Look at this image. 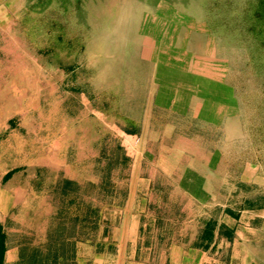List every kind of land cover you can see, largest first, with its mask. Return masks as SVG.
Here are the masks:
<instances>
[{"label": "crops", "instance_id": "1", "mask_svg": "<svg viewBox=\"0 0 264 264\" xmlns=\"http://www.w3.org/2000/svg\"><path fill=\"white\" fill-rule=\"evenodd\" d=\"M192 21L159 7L125 37L90 43L86 91L70 84L68 100L84 96L131 158L128 176L74 173L48 157L63 152L48 151L45 129H17L0 106V264H264V128L253 143L235 71ZM9 79L0 73L3 94ZM96 91L117 118L95 107ZM105 148L82 152L93 163Z\"/></svg>", "mask_w": 264, "mask_h": 264}, {"label": "rangeland", "instance_id": "2", "mask_svg": "<svg viewBox=\"0 0 264 264\" xmlns=\"http://www.w3.org/2000/svg\"><path fill=\"white\" fill-rule=\"evenodd\" d=\"M177 1L89 0L90 6L85 3V6L79 12L80 10L75 8L76 5L71 4L65 7L64 4L62 5L61 2L57 1L47 3L45 0H3L1 5L8 3L9 8H0V22H3L2 19L6 20V23L1 25L2 27L0 26V73L9 72L10 79L7 84L9 88H7V91L5 90V94L7 92L6 96L0 88V106H6L5 109L8 110V113L16 115L15 125L17 129L23 132L30 129H35L37 132L38 129L46 130L48 151L63 152V154H51L48 157H55L60 162L68 159L67 163H70L71 170L74 173L80 171V173L89 176L94 173L95 178L103 177L102 166L106 162L103 161L99 166L101 169H99L97 159L92 163L91 160H88V156L90 159L92 155L82 152V149L92 144L96 146L105 144L103 123L98 121L95 118L96 116L88 114L85 107L87 101L84 96H79L78 106L68 100L67 95H70V89L65 85V82L71 81V77H68L66 71L61 68V63L56 60L57 58L61 59L63 53H66L63 48L65 42L58 43V47L55 49L57 57H53L52 60L41 57L37 53L40 45L41 47L48 46L53 45L55 42V40L49 39L47 41L46 39L41 40L44 31L42 23H48L49 19L53 17L67 25L69 30L83 35L82 42H87L88 45L91 43L93 50H97L100 49L104 39L125 37L133 30L139 29L142 18L144 19L148 14L155 15L159 7H167L169 4L190 17L193 23H204L212 32L207 11L199 2L189 0L187 3L180 4ZM64 7L67 10H64ZM53 9L56 10L55 14L51 13ZM161 13L164 17L169 14L165 9ZM160 30L161 27L158 29V34ZM214 36L217 42V55L222 56L237 75L239 92L244 103L242 115L251 124L250 127L253 126V129H255L252 130L254 133L256 132L255 137L257 134L259 135V138L253 140V143L257 144V140L261 139L260 131L264 128V103L258 107L262 97H255L253 94L250 96L251 91L248 88L243 91L241 87V84L248 83L250 88L252 85L248 77L249 67L245 66L248 60L247 50L243 47L225 43L224 39L215 34ZM73 54L76 55V51H73ZM73 58L72 55L64 61ZM83 58L87 63V56L79 55L77 60L83 62ZM85 75L86 73H83V77ZM77 82L86 85V82L81 79H77ZM81 104L83 106L79 108ZM71 107L73 112L70 111ZM76 108H78L77 113ZM31 119H33V122L29 121ZM23 134L25 135V133ZM33 139H36V142H33ZM27 140L31 144H36V147L38 146L37 138ZM112 140L111 138L109 145H112ZM166 140L170 144L176 145L190 143L186 139ZM239 141H241L240 148L247 144V141H243V139ZM250 141L249 139V145ZM68 147L81 148H78L79 151L73 148L77 152L66 155L65 150ZM93 164L96 167L92 171ZM113 173L112 177L116 179L126 176L122 168L114 170ZM49 206L54 208V204ZM168 207V209H172L171 205Z\"/></svg>", "mask_w": 264, "mask_h": 264}, {"label": "trees", "instance_id": "3", "mask_svg": "<svg viewBox=\"0 0 264 264\" xmlns=\"http://www.w3.org/2000/svg\"><path fill=\"white\" fill-rule=\"evenodd\" d=\"M45 1L47 3L53 1L61 2L65 7L74 4L76 5V10H80L79 12H81L85 3H88L90 6L88 2L89 0ZM188 1L189 0H178L177 2L184 4ZM196 2H199L204 9H206L213 34L221 39H224L225 43L243 47L247 50L248 60L245 66L249 67L248 77L250 78L252 85L250 88L248 83L241 84V87L243 91H245V88H248L251 91V93H249L250 96L253 94L255 97H262L260 100L261 102L258 104V107L261 106L264 103V0H196ZM65 7L64 10H67ZM55 11L56 10L53 9L51 13L55 14ZM42 26H44V31L42 32L43 39L41 38V40L43 41L46 39L47 41V39H49L55 40V42L53 45H46L42 47L40 45L37 49V53L41 57L52 60L53 57H57L55 49L58 47V43L65 42V44L63 43V48L66 53H63L62 57L60 56L61 59H56L59 63H61V68L66 71L65 73H67L68 77H71V81L65 82V85L69 88L71 82H77V79H81L83 82H86L88 68L87 63H85V58H83V62H79L77 60L79 55H82L83 57L87 56L88 43L82 42L83 35L76 32L74 33L72 30H69L67 25L63 24V22H60L59 20L57 21L53 17L49 19L48 23H42ZM73 51H76L77 54L74 55ZM72 55L74 56L73 59L64 61L66 58H69L70 56L72 57ZM83 73H86L84 77ZM83 90L84 92L86 91V86L81 83L79 87L75 89L77 93H81ZM95 93L94 98L92 96L95 100V107L104 111V114H106L108 119L113 116L117 118L116 115L118 113L111 109L110 101H102L103 93L97 91ZM254 99L256 100L257 98ZM80 107H82V105H80L79 108ZM114 123L117 125H123V123L119 120L114 121ZM131 125L132 124L130 123H126V131L133 134L135 129ZM103 130H105L104 127ZM105 139L106 141H104V147H111L112 151L107 153L105 148V152L102 151L99 154L97 159L98 168L104 161L106 163L102 166V173L106 178L112 180V176L114 175L113 171L119 169L120 167L122 168L124 175L128 176L131 158L125 153H122L123 147L117 138H112V145H109L111 138L106 137ZM127 169L128 171L126 172ZM70 188H72L71 185H66L64 187V189Z\"/></svg>", "mask_w": 264, "mask_h": 264}]
</instances>
